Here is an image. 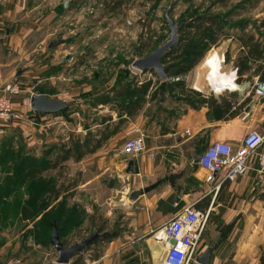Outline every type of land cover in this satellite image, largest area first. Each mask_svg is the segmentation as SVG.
Segmentation results:
<instances>
[{
    "label": "rangeland",
    "instance_id": "obj_1",
    "mask_svg": "<svg viewBox=\"0 0 264 264\" xmlns=\"http://www.w3.org/2000/svg\"><path fill=\"white\" fill-rule=\"evenodd\" d=\"M224 1L226 6L220 0L21 1L23 8L12 20L14 24L7 25L11 28L9 37L4 31L0 35V85L17 83L22 92L31 85H36L37 92L43 90L41 86H49L46 91L56 92L60 100L70 102L71 108L59 113L64 124H54L48 130L42 128L49 125L48 121H40L41 127L29 126L23 120L28 127H21L24 124L19 125L21 120H18L0 129V264H57L58 252L51 243L53 229L50 223L60 230V239L66 246L81 242L96 231L112 234L89 248L86 264H102L100 260L114 250L116 244L127 243H131L127 250H143V257L148 260L151 234L141 239L133 236L135 228L130 224L132 215L128 213L134 212L130 208L135 202L124 194L125 184L120 175L114 173V177L108 178L109 173L107 179L100 177L90 183L101 170L88 165L89 155L81 163L74 160L65 163L60 176L58 170H52L40 181L23 182L21 162L32 156L41 157L55 146L68 144L71 138L76 140L80 136L83 140L90 132L104 133L107 126L116 127L121 117L128 121L123 117L126 111L121 109L131 107L132 102L137 104L145 100L142 110L131 117L132 120L143 115L146 122L165 125H172L189 109H194L188 100L198 109L204 107L206 97L211 98V89H214L205 81L207 68L212 67L214 71L210 81H219L216 74H220L223 63L220 56L225 57L224 71H230L239 47L238 37L263 34L255 14L264 9V0ZM66 2L69 5L65 10L62 5ZM167 12L176 26L200 16H219L228 24L224 28L228 37L210 50L192 49L193 58L198 57L200 61L185 75L177 77L175 71L193 59L190 52L179 62L164 58L165 67H172L168 74L176 81L163 84L155 71H140L133 63L149 57L171 40ZM189 33L179 31L178 46L181 42L182 46L186 45L182 40ZM59 40L62 43L51 50L49 45ZM187 44L189 48H197L194 46L202 43L189 41ZM67 54L77 56L73 69L67 66ZM227 57L229 61H226ZM38 80L43 82L37 83ZM126 88L133 97L117 98V94ZM21 116L27 119L25 115ZM107 118L111 119L108 123ZM62 183L63 191L73 183H77V187L63 192L46 221L41 223L40 209H34L31 220L25 221L21 210L37 200L52 205L53 202L47 199V190L58 188ZM32 192H35V198L30 199ZM126 200L130 204H126ZM212 230L208 223L199 254L205 251V241ZM113 242L115 245L110 247ZM97 253L101 259L92 262L90 257ZM140 261L141 258H136L135 264Z\"/></svg>",
    "mask_w": 264,
    "mask_h": 264
},
{
    "label": "crops",
    "instance_id": "obj_2",
    "mask_svg": "<svg viewBox=\"0 0 264 264\" xmlns=\"http://www.w3.org/2000/svg\"><path fill=\"white\" fill-rule=\"evenodd\" d=\"M21 1L0 0V35L4 31L6 37H9L7 29L10 28V25H7L14 24L12 20L23 8L20 7ZM255 15V18L258 19L257 23L260 24V20H264V9ZM260 30L263 31V34L258 33L256 38L264 43V29ZM238 46L236 55L239 54L242 44L238 42ZM212 52L219 55L216 50ZM73 55L70 62L66 60L67 66L72 69L75 67L76 54ZM220 58L223 61V57L220 56ZM256 63L264 64V59ZM224 68V63H222L219 70L221 76L218 79H228L227 81L232 84V87L225 88L220 93L223 95L218 99L212 95L216 91L211 90L212 96L211 98L206 97L207 103L204 107L189 109L172 125L156 121L146 122L143 115L134 120L126 115L123 116L128 120L126 124L105 142L102 149L88 158L90 161L88 165H95L101 170L91 179L90 183L97 181L100 177H106L109 173L108 178L114 177L115 173L117 176L120 175L123 182L125 178L129 180L125 190L128 189L130 193L158 184L154 190L140 196L130 208L134 209V212L128 213V215H132L130 224L135 228L133 232V236H137L135 239L149 236L153 230L170 220L180 208L195 204L201 211H210L211 215L208 223L213 230L212 234L208 236L209 239L205 241V251L215 244H217V248L209 257L208 264H264V187L258 185L256 172L251 170L248 175L233 184L224 183L216 192L214 186L207 183L208 171L197 163L198 157L215 142L229 143L236 151L250 129L264 133V100L253 95L247 97L254 82L257 79L260 80L259 76L253 77L252 80H247L245 77L239 82L237 70L233 64L229 67L230 71L226 72ZM207 71L205 81L209 86L210 75L214 71L212 67L207 68ZM48 79L46 78V80ZM40 82L43 81H37V83ZM247 83L250 84V88L243 96H240L239 91L234 90V87ZM35 87L36 85H31L23 90L21 95L13 98L14 110L16 112L18 110L19 114L27 117L25 119L23 116L22 120L29 123V126L33 124L41 126L38 124L40 121L42 123L48 121L49 125L41 126L43 130H48L54 124L62 123L59 113L37 115L33 112L31 97L34 94L60 100L56 92L46 91L49 86L45 88L41 86L43 90L39 92ZM30 90L31 92L27 96L23 95ZM212 98L214 99L213 103L210 101ZM64 101L71 108L70 102ZM22 120L19 125L24 124ZM21 127L28 126L24 124ZM140 134L144 135L148 152L136 157L120 158L117 152L126 140ZM83 161L85 159L78 163ZM131 162H133V173L129 174ZM174 174L179 175L175 188L170 183V178ZM176 203L179 204V207L174 206ZM126 204H130L129 201ZM25 221L29 222L30 220ZM227 226H232L233 229L226 238H223L220 227ZM115 243H111L110 247ZM130 244H121L122 246L116 244L112 248L114 250L106 253L100 263L135 264V259L141 258L139 263L141 264L146 260V257H143V250L129 251L127 249L131 247ZM147 253L149 254V252ZM147 259H150L149 255Z\"/></svg>",
    "mask_w": 264,
    "mask_h": 264
},
{
    "label": "built area",
    "instance_id": "obj_3",
    "mask_svg": "<svg viewBox=\"0 0 264 264\" xmlns=\"http://www.w3.org/2000/svg\"><path fill=\"white\" fill-rule=\"evenodd\" d=\"M222 57L223 63H225V57ZM21 93V87L17 83L8 82L0 85V128L7 127L14 121L22 120L21 114L17 113L13 106V98L21 95ZM251 95L264 100V81L257 79L254 82L247 97ZM263 148L264 133L250 129L236 151L229 143L215 142L198 157L197 163L208 171L207 183L214 186L216 192L220 190L222 184H233L248 175L251 170L256 172L258 185L264 187ZM147 152L144 135L140 134L137 137L127 139L117 153L120 158H128ZM124 182V194L130 197V191L125 190L129 180L125 178ZM174 206L179 207V204L176 203ZM209 218L210 211H201L195 204H189L180 208L164 225L153 230L151 238L155 239V245L161 248L162 257L164 256V259L160 258L159 263L196 264V259L200 256L199 247ZM172 240H175L176 244H172ZM151 246L149 242L150 250L154 247ZM152 264H156L155 259L152 260Z\"/></svg>",
    "mask_w": 264,
    "mask_h": 264
},
{
    "label": "trees",
    "instance_id": "obj_4",
    "mask_svg": "<svg viewBox=\"0 0 264 264\" xmlns=\"http://www.w3.org/2000/svg\"><path fill=\"white\" fill-rule=\"evenodd\" d=\"M253 1V0H249ZM223 6H226L227 3L224 0H220ZM118 4H121L120 2ZM115 8H113L114 10ZM226 24L219 16H200L195 20L184 23L182 30L189 31L188 37H185L184 43L185 46H182V42L180 45L172 50L165 58L169 60H173L179 62L182 58L185 57L189 52L191 53L192 49H207L210 50L213 47L218 46V43L227 38L228 35L224 34V28ZM259 28L264 29V20H260ZM196 34L193 36V33ZM239 42L242 44L241 50L237 56V58L232 62L233 66L237 70L238 81L241 82L245 77L247 80H252L253 77L259 76L261 81H264V64L256 63L264 57V43L256 38L254 34H242L238 37ZM191 41V43H202V46H194L197 48H189L187 42ZM191 57H195L194 54H190ZM229 57L226 58V61H229ZM200 61V58L196 57L192 60H188L181 67L177 68L175 71V75L178 77L180 75H185L189 73L194 66ZM256 63V64H255ZM171 68H166L167 73H171ZM182 84V83H180ZM196 96H202L199 92H192ZM117 98L119 97H133L130 94L129 90L126 88L125 91L121 94H117ZM214 99H210L211 103H213ZM145 100H141L137 102V104L132 102L131 107H124L121 109L125 112L126 116L131 118L135 116L138 111L142 110L144 106ZM188 103L192 105V108L198 109L197 105L190 100ZM205 103H207L205 101ZM134 105V107H133ZM68 110V109H67ZM65 110V111H67ZM64 111V112H65ZM62 112V113H64ZM111 119L107 118V121ZM127 121L123 120L122 117L119 120L117 126L112 128V126H107L105 132L100 131L98 135L93 133H88L85 138L82 140L80 136L75 140L73 138L70 139L68 144H64L62 146L53 147L51 150L44 153L41 157L32 156L28 159H23L21 162V172L23 171V182H36L43 179L44 174L52 171L58 170V175L60 176L63 173L64 165L70 160H74L75 162L82 161L86 156L92 155L100 150L106 141L112 138L119 130L118 128L122 127ZM108 123V122H107ZM77 187V183L71 184L70 187L66 189V191L73 190ZM65 186L62 183L58 188H50L47 190V199L53 202L52 205L44 204L42 200H37L33 204H29L30 206H26L21 210V214L24 220H31L33 210L40 209L41 210V223L46 221L50 210L55 206V203L59 201L63 192L65 193ZM35 198V192L30 193V199ZM64 201V200H63ZM62 201V202H63ZM38 216V215H37ZM211 216V215H210ZM51 227L52 224L50 223ZM53 229V227H52ZM232 226L220 227L222 231L223 238H226L232 232ZM60 231V230H59ZM97 241L95 243H99ZM94 243V244H95ZM91 249H88L90 251ZM86 252V253H87ZM100 253H97L95 256H91L90 260L92 262L99 261L101 259ZM71 264H86L85 256L79 255L73 259Z\"/></svg>",
    "mask_w": 264,
    "mask_h": 264
},
{
    "label": "water",
    "instance_id": "obj_5",
    "mask_svg": "<svg viewBox=\"0 0 264 264\" xmlns=\"http://www.w3.org/2000/svg\"><path fill=\"white\" fill-rule=\"evenodd\" d=\"M69 2H66L62 5L64 9H67ZM167 22L171 28V40L166 43L164 46L158 48L154 53H152L149 57L144 59L136 60L133 63V67L140 71H155L158 76L160 77L163 84L167 83L168 81H176L175 77L168 74L166 72V67L163 64V59L175 48H177L179 44V31L182 29L183 24L175 25L174 22L169 18L167 12ZM7 32L10 33V28L7 29ZM62 41L52 42L49 45L51 50H55L56 47L61 44ZM74 57L73 54H67L66 60L71 61ZM250 88V84L247 83L239 88L240 96H243L244 93ZM214 97L218 99L223 94H216L213 93ZM31 108L33 112L37 115H53L61 113L69 108V104L64 100H59L57 98H50L46 95L34 94L31 97ZM129 174L133 173V162L130 163V169L128 170ZM179 175H172L170 178V183L174 188L176 187V180ZM158 184H154L149 186L143 190L134 191L131 193L129 199L132 202H135L140 196L145 195L152 190H154ZM53 232L51 236V243L55 247L58 252V260L57 264H71L74 258L79 255L85 256L87 250L93 246V244L97 241H104L107 237H112V234L109 232H100L96 231L87 237L85 240L81 242H76L71 246H66L60 239V231L55 224L52 225ZM172 244H176L175 240L171 241ZM217 244L210 247L206 250L202 255H200L196 259V264H208L209 257L211 254L216 250ZM160 247L156 245L151 250V257L149 260L143 261L141 264H152V260L158 255ZM164 259V256L162 257Z\"/></svg>",
    "mask_w": 264,
    "mask_h": 264
},
{
    "label": "bare ground",
    "instance_id": "obj_6",
    "mask_svg": "<svg viewBox=\"0 0 264 264\" xmlns=\"http://www.w3.org/2000/svg\"><path fill=\"white\" fill-rule=\"evenodd\" d=\"M216 75L218 76V78L221 76V74H216ZM227 80L228 79H224V80L223 79H219V81L218 80H213V81L209 82L208 85L209 86H214L213 87L214 89H211V90L216 91V92H214L216 94H220L225 88L232 87V84L229 83V81H227ZM239 88H240V86L234 87V90H239ZM149 242L151 243L152 246H154V247L156 246L155 245V239L151 238ZM162 255H163V252H162V250L160 248V250L158 252V255L155 257L156 264H163V263H159L160 258L162 257Z\"/></svg>",
    "mask_w": 264,
    "mask_h": 264
},
{
    "label": "flooded vegetation",
    "instance_id": "obj_7",
    "mask_svg": "<svg viewBox=\"0 0 264 264\" xmlns=\"http://www.w3.org/2000/svg\"><path fill=\"white\" fill-rule=\"evenodd\" d=\"M77 56H75V58H76ZM149 253H150V257H151V250H149Z\"/></svg>",
    "mask_w": 264,
    "mask_h": 264
}]
</instances>
